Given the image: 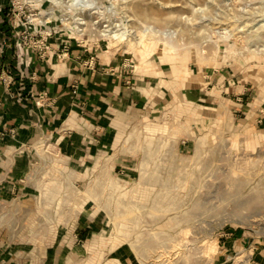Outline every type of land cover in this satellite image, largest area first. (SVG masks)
I'll list each match as a JSON object with an SVG mask.
<instances>
[{
	"label": "rangeland",
	"instance_id": "1",
	"mask_svg": "<svg viewBox=\"0 0 264 264\" xmlns=\"http://www.w3.org/2000/svg\"><path fill=\"white\" fill-rule=\"evenodd\" d=\"M0 12L17 49L62 59L76 46L93 52L89 65L100 52L136 71L165 64L175 84V100L132 114L106 147L61 149L56 132L26 144L25 188L0 205L11 242L41 244L50 231L59 240L80 221L102 247L87 262L257 264L264 127L251 110L264 108V0H0ZM231 67L245 102L223 94V79L206 83ZM197 86L209 87L207 101L190 100Z\"/></svg>",
	"mask_w": 264,
	"mask_h": 264
},
{
	"label": "crops",
	"instance_id": "2",
	"mask_svg": "<svg viewBox=\"0 0 264 264\" xmlns=\"http://www.w3.org/2000/svg\"><path fill=\"white\" fill-rule=\"evenodd\" d=\"M48 42L52 47L58 44L51 39ZM90 56L91 50L76 46L62 59L52 52L40 57L32 48L17 49L0 23V205L16 200L25 188L22 177L31 163L26 144L41 136L52 137L56 132L61 149L70 147L85 152L87 143L95 148L106 147L132 114L154 111L175 100V92L167 86V83L175 86L174 79L165 64L151 63L136 71L128 58L99 52L95 54V63L89 65ZM235 70L232 67L210 70L211 79L206 83L223 79V94L231 89L238 95L235 100L243 98L245 102L248 88L239 77L240 70ZM75 76L80 79L76 96L70 88ZM208 88L197 86L193 92L190 90V100L207 101ZM251 113L256 114L254 124L264 127V108L256 107ZM91 128L98 132L90 134ZM4 226L7 230L11 228L1 222L0 216V264H118L120 260L107 257L87 262L88 254L96 256L102 248L96 246L87 222L78 221L59 240L50 231L41 244L25 245L11 242ZM79 235L85 240L77 242ZM251 258L264 264V247L255 246Z\"/></svg>",
	"mask_w": 264,
	"mask_h": 264
},
{
	"label": "built area",
	"instance_id": "3",
	"mask_svg": "<svg viewBox=\"0 0 264 264\" xmlns=\"http://www.w3.org/2000/svg\"><path fill=\"white\" fill-rule=\"evenodd\" d=\"M29 45H33L36 48H41V47H45L48 48L46 45H44L45 43L42 42L41 40L37 39L35 41H32V39H30L29 41ZM46 52V51H45ZM91 63H93V61H91ZM79 83L80 81L78 79H75L72 86H73V93H77L78 87H79Z\"/></svg>",
	"mask_w": 264,
	"mask_h": 264
}]
</instances>
